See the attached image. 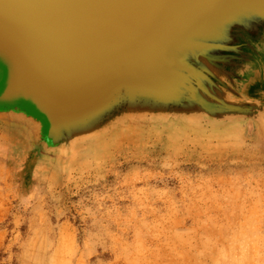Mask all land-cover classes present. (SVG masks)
Segmentation results:
<instances>
[{"label": "rangeland", "instance_id": "rangeland-1", "mask_svg": "<svg viewBox=\"0 0 264 264\" xmlns=\"http://www.w3.org/2000/svg\"><path fill=\"white\" fill-rule=\"evenodd\" d=\"M71 141L0 123V264H264L263 119L122 116Z\"/></svg>", "mask_w": 264, "mask_h": 264}, {"label": "water", "instance_id": "water-1", "mask_svg": "<svg viewBox=\"0 0 264 264\" xmlns=\"http://www.w3.org/2000/svg\"><path fill=\"white\" fill-rule=\"evenodd\" d=\"M68 1L0 0V51L6 54L0 61V110L18 107L13 111L30 114L39 123L48 147L62 141L69 143L73 137L122 116L128 124L139 115L161 118L200 113L192 126L212 121L225 124L234 120L233 116L257 119L241 110L244 104L225 103L229 95L220 88L208 92L200 85V79L218 80L228 90L227 85L237 78L249 76L244 74L251 73L252 64L257 62L260 67L264 56L257 50L264 46V0H161L150 9V32L155 31L160 41H150L149 36L142 40L128 36L127 27L114 20L82 19L79 26L102 20L113 24L124 36L112 42L100 41L89 48L69 44L68 38L80 34V28L61 26L54 19L57 10ZM228 5L241 10L226 12ZM249 15L258 24L263 23L255 28L251 45L238 46L228 37L225 44H212L213 55L205 53L204 46L199 47L200 55L194 52V43H201L194 33L197 27L210 20L241 17L228 25L229 34L249 33ZM8 31H12L11 38L4 39L2 34ZM176 43L184 49L179 51L173 45ZM161 47L164 49L157 51ZM188 48L193 51H184ZM187 52H194L196 57L190 59ZM113 55H117L114 64L121 65L107 64L103 68L117 70L120 80L95 78L91 70L87 71L95 62ZM213 65L220 71L214 72ZM37 82L44 83L40 91ZM244 83L246 79L238 85ZM19 98L32 104L17 103Z\"/></svg>", "mask_w": 264, "mask_h": 264}, {"label": "bare ground", "instance_id": "bare-ground-1", "mask_svg": "<svg viewBox=\"0 0 264 264\" xmlns=\"http://www.w3.org/2000/svg\"><path fill=\"white\" fill-rule=\"evenodd\" d=\"M160 1L161 0H69L64 6H62L57 10L54 19L61 26H67V25L75 26L80 28L81 32L84 31L83 33L80 32V34H76L74 36L69 37L67 40L69 44L73 43L77 48H89L94 44L96 46L99 45L100 41L112 42L115 41L116 39L124 38V36L116 30L113 24L103 22L102 20L104 18L109 20H114L117 23L120 22L122 25L127 27L126 30L128 31V36L138 37V40H142L143 37L149 36V38L151 39L150 41H160L161 38H159V36L156 34L155 31L153 33L150 32V29L152 27L151 26L152 17L150 15V9H152L153 4L158 5ZM240 10L241 9L239 7H234L230 5L226 7V12L231 11L232 13H236ZM91 17L101 18L102 20L93 24L85 23L79 26V24L83 22L82 19H85L86 20L85 22H89L87 19ZM226 18H228V16H226ZM240 19L241 17H229L226 20L218 21L219 23L210 20L209 22H207V24L204 23L205 26L200 25L199 27H197L194 33L201 40V43H194L195 46L194 52L197 55H200L201 53L199 51V47L204 46V52L207 53L208 55H213V50L211 49L212 44L214 42H220L225 44L226 41L228 40V37L231 38L230 40L233 41L238 46H246L244 44L251 45V43L254 41L253 33L255 31V28H257L258 25L260 26L263 25V23L259 22L258 24L256 20L249 15L247 16L246 29H249L250 32L249 33L240 32L237 35L231 32L230 35L228 30V25L237 22ZM199 20L202 21L203 19H199ZM199 24L200 22L196 23L197 26ZM11 32L12 31H8L2 34L4 39L11 38L9 36L11 35ZM0 37H1V32H0ZM173 45H175L179 51L184 49V47L179 43ZM19 46H20L19 44H15V47H19ZM159 49L160 50L157 51H162L164 48L161 47ZM184 51H193V50L188 48L185 49ZM257 51L262 52L264 56V46L259 47ZM194 52L193 53L187 52L186 54L187 57H189L190 59L195 58L196 55L194 54ZM116 56L117 55H113L112 57L107 58L104 61L100 60L99 62H95L94 65L91 68H89L87 71L91 70L90 73H92V75H94L95 78L100 77L101 79H107L110 82L114 80H120L119 73L117 72V70H111V69L109 70V68L108 69L103 68L107 64L114 65L115 67L120 66L121 64L115 65L113 62ZM226 56L227 54L225 53V57ZM5 58H6L5 51L1 50L0 61H3V59ZM233 63L234 62H232L230 59V64ZM259 63H260V67H257V62L251 65V67H253L251 73L247 71L246 74H244V75H249L247 78L246 77L237 78L239 80H235L230 84V86L227 85L228 90H226V88H222V84L218 80H213V79L211 82H208L207 80H205V78H201L200 85H203L208 92L210 91L216 92V90L220 88L229 95V98L225 100V103L234 104L235 106L236 104L245 103L243 107H241L242 108L241 110L244 113L250 116H256L258 120L263 119L264 121V111L258 109L256 106L253 107L254 105L252 103H248V102H254V100L248 101V98L250 96L253 99L256 96L264 95V59ZM212 69L214 70V72L220 71V68L215 67L214 65L212 66ZM245 79H246V83L242 85H238V83L241 82V80H245ZM41 87H44V83L37 82L36 88L40 91L42 89ZM33 95L35 96V94ZM21 101L27 102L28 104H32L30 101L20 98L17 99L16 102L20 103ZM20 104L27 105L25 103H20ZM17 108L18 107L14 109ZM13 110L10 111L7 108L4 109L2 107L0 110L1 111L0 123H4V125L11 126V128L16 130V133L18 134L19 137L22 135L25 137L28 136V139L31 140V142L35 146L46 145L45 141L42 138V133H41L42 130L40 129L39 127L40 125L37 122V120H34L30 114L23 112L21 113L15 112ZM199 116L200 113H194L188 115L187 117L178 116V115L174 116L172 114L165 115L163 116V123L170 122L174 125H178L185 128H191L192 122ZM228 117H230V115H228ZM238 117L239 118H237V116H233L234 120H239L244 118V116H238ZM184 118L188 120V124L182 120ZM247 118H251V117H247ZM254 119L256 118L254 117ZM155 121L156 120L154 119H145L143 125L145 127H152ZM205 126L220 127L223 126V124L215 123L214 121H212L205 124ZM116 133L117 131L113 130L112 134H116ZM251 133L252 132L250 129V134ZM14 137L17 138V136ZM98 141L97 139H93L89 141V143H94ZM72 142L73 141H71L70 143ZM9 148H10V154L20 158V153H19L20 149L17 146L10 144Z\"/></svg>", "mask_w": 264, "mask_h": 264}]
</instances>
